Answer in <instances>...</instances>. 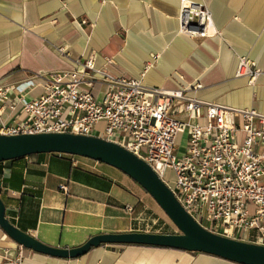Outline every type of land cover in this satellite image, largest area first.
<instances>
[{
  "label": "crops",
  "instance_id": "obj_1",
  "mask_svg": "<svg viewBox=\"0 0 264 264\" xmlns=\"http://www.w3.org/2000/svg\"><path fill=\"white\" fill-rule=\"evenodd\" d=\"M180 1L0 0V85H22L32 98L39 89L28 88V81L81 69L75 60L82 55L95 56L97 66L106 65L126 78H140L146 62L157 57L143 75L145 85L175 89L201 83L202 88L187 94L264 113V73L254 85L247 77L235 76L239 56L256 61L264 71V0H195L210 8L218 30L206 38L178 32ZM57 47L66 48V53ZM5 116L9 118L8 111ZM23 117L21 112L11 120ZM139 188L144 189L113 166L64 153L0 163V196L7 217L58 247H76L100 233L139 231L132 228L128 210L140 199ZM16 261L240 264L202 252L136 244H103L78 258H59L21 246L0 227V264Z\"/></svg>",
  "mask_w": 264,
  "mask_h": 264
},
{
  "label": "built area",
  "instance_id": "obj_2",
  "mask_svg": "<svg viewBox=\"0 0 264 264\" xmlns=\"http://www.w3.org/2000/svg\"><path fill=\"white\" fill-rule=\"evenodd\" d=\"M178 22V32L193 38L218 33L210 8L195 0L180 1ZM153 58L140 78H126L82 55L75 60L81 69L28 81V88L39 89L32 98L22 85H0V134L71 132L116 142L145 160L199 223H209L207 229L264 244V113L187 94L201 83L147 86L143 75ZM238 58L235 76L256 84L263 69L247 56ZM20 106L24 117L11 120ZM184 136L186 151L178 155ZM168 170L175 175L172 183Z\"/></svg>",
  "mask_w": 264,
  "mask_h": 264
},
{
  "label": "water",
  "instance_id": "obj_3",
  "mask_svg": "<svg viewBox=\"0 0 264 264\" xmlns=\"http://www.w3.org/2000/svg\"><path fill=\"white\" fill-rule=\"evenodd\" d=\"M40 153L81 156L113 166L141 185L160 205L180 233L129 231L100 233L76 247L49 245L15 225L6 215L0 196V227L16 243L35 252L78 258L103 244L167 247L215 255L240 264H264V244L227 237L204 227L179 202L154 169L122 145L98 136L71 132L0 134V162Z\"/></svg>",
  "mask_w": 264,
  "mask_h": 264
},
{
  "label": "rangeland",
  "instance_id": "obj_4",
  "mask_svg": "<svg viewBox=\"0 0 264 264\" xmlns=\"http://www.w3.org/2000/svg\"><path fill=\"white\" fill-rule=\"evenodd\" d=\"M186 147L187 137L184 136L178 142L177 154L183 155L186 151ZM73 156L81 157L76 155ZM167 178L169 179L170 183H172V181H174L175 179L174 173L168 170ZM139 189L138 190L141 192V194L139 195L140 199L134 207V210L131 212L133 217L132 228L139 231H149L157 233H180V229L160 207L156 200L144 189ZM208 224L209 223L207 221L203 220V225L205 227ZM247 239L253 240L250 238Z\"/></svg>",
  "mask_w": 264,
  "mask_h": 264
},
{
  "label": "trees",
  "instance_id": "obj_5",
  "mask_svg": "<svg viewBox=\"0 0 264 264\" xmlns=\"http://www.w3.org/2000/svg\"><path fill=\"white\" fill-rule=\"evenodd\" d=\"M0 163H2V162H0Z\"/></svg>",
  "mask_w": 264,
  "mask_h": 264
}]
</instances>
